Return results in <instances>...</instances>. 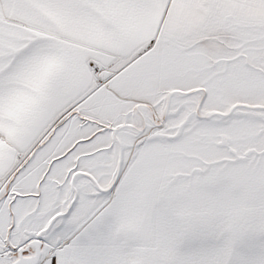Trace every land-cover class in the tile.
Returning <instances> with one entry per match:
<instances>
[{"label": "snow or ice", "instance_id": "6c2138e0", "mask_svg": "<svg viewBox=\"0 0 264 264\" xmlns=\"http://www.w3.org/2000/svg\"><path fill=\"white\" fill-rule=\"evenodd\" d=\"M0 264H264V0H0Z\"/></svg>", "mask_w": 264, "mask_h": 264}]
</instances>
